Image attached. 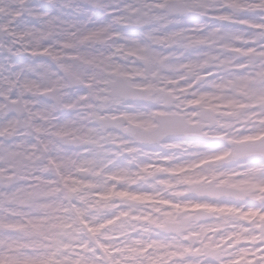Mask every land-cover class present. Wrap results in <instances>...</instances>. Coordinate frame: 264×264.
Instances as JSON below:
<instances>
[{
    "label": "clouds",
    "instance_id": "clouds-1",
    "mask_svg": "<svg viewBox=\"0 0 264 264\" xmlns=\"http://www.w3.org/2000/svg\"><path fill=\"white\" fill-rule=\"evenodd\" d=\"M43 3L39 44L0 73V264L264 248V0ZM116 32L146 59L117 55ZM201 38L223 50L188 48Z\"/></svg>",
    "mask_w": 264,
    "mask_h": 264
},
{
    "label": "rangeland",
    "instance_id": "rangeland-1",
    "mask_svg": "<svg viewBox=\"0 0 264 264\" xmlns=\"http://www.w3.org/2000/svg\"><path fill=\"white\" fill-rule=\"evenodd\" d=\"M2 3L3 13L6 15H10L12 13L11 21H12V28L13 31H10V34L15 36L17 38V42L13 41L12 43H8L9 45V53L8 56H0V73L3 72V69L5 67H10L12 65V60H15L19 57L27 55L24 52H28V54H32L29 52L30 47L37 46L39 44V41L36 39H33V32L34 28L31 23H34L35 21L28 19V13H30L31 16H33L35 19H40L43 16H46L47 13L44 12L42 9L44 7L43 0H0ZM6 7V8H4ZM32 10H36L34 13ZM21 12V13H20ZM14 13V14H13ZM3 15V14H2ZM29 15V16H30ZM4 16V15H3ZM5 17V16H4ZM6 22L9 21L8 19H5ZM127 28H134L136 25L134 24H127L124 23ZM195 31V29L193 30ZM113 39L120 41L119 46H113V50L117 53V55L123 56L127 53L129 56H135L141 59H146L144 53L146 52V49L143 45H139L138 41H135L131 38V35L129 34H120L118 32L113 33L112 36ZM8 40H10V37H7ZM14 46H18L17 49H15ZM176 45L173 44V47ZM188 48L190 50H195L198 48H204V49H213L209 55L215 56L217 52L222 51V47L219 44L214 43L211 39H203L201 38L199 41H196L195 43H188ZM192 47V49L190 48ZM183 51V49H182ZM239 51V50H234ZM16 52V53H14ZM196 55H200V53H195ZM177 58H180V53H177ZM227 63V61H226ZM31 67V66H29ZM188 65H183V68H187ZM211 75H215L218 77L217 83H219V79L223 78L222 72H213V73H200V77L203 79H208ZM223 86L221 85V88ZM243 87V86H242ZM212 215V214H210ZM223 215L226 217L228 215V212L226 211L223 213ZM216 216H220V214H216ZM256 218L255 216L249 215L247 217H242L241 219L251 222ZM20 227V226H19ZM259 239V237H257ZM248 243L252 244L255 243V241H238V243ZM235 247V245H233ZM237 264H245V261L247 264H264V248H261L259 250H256L254 248H249L247 251H241L239 254V257L237 258ZM24 264H33L31 261H25Z\"/></svg>",
    "mask_w": 264,
    "mask_h": 264
},
{
    "label": "snow or ice",
    "instance_id": "snow-or-ice-1",
    "mask_svg": "<svg viewBox=\"0 0 264 264\" xmlns=\"http://www.w3.org/2000/svg\"><path fill=\"white\" fill-rule=\"evenodd\" d=\"M204 210L208 214H213V213L221 214V213H225L226 211H230V210H224V209H215V208H211V207H205ZM249 215L255 216L256 213L255 212H252L250 214L246 213L244 215V217H247ZM184 252L190 253L193 255L203 256V257L207 258L210 262H214V264H225V262L221 259V255L218 252V250L216 248H214L211 244H205L202 249H198L196 251H193L190 248H185ZM228 264H237V261H229Z\"/></svg>",
    "mask_w": 264,
    "mask_h": 264
},
{
    "label": "bare ground",
    "instance_id": "bare-ground-1",
    "mask_svg": "<svg viewBox=\"0 0 264 264\" xmlns=\"http://www.w3.org/2000/svg\"><path fill=\"white\" fill-rule=\"evenodd\" d=\"M32 1L34 2V1H37V0H32ZM3 11H4V10H3ZM34 11H36V10H34ZM34 11H33V14H34V13H37V12H34ZM6 16H7V19L9 20V23L12 25V21H11V20H12V19H11V17H12V13H11L10 15H6ZM30 19H33V17H30ZM122 26H123V25H122ZM16 227H19V226H16Z\"/></svg>",
    "mask_w": 264,
    "mask_h": 264
}]
</instances>
